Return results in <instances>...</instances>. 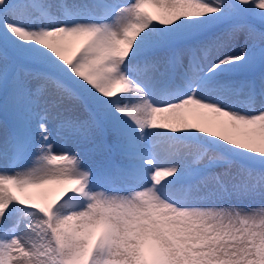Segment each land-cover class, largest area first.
<instances>
[{
    "label": "snow or ice",
    "instance_id": "snow-or-ice-1",
    "mask_svg": "<svg viewBox=\"0 0 264 264\" xmlns=\"http://www.w3.org/2000/svg\"><path fill=\"white\" fill-rule=\"evenodd\" d=\"M0 163V264H264V0H0Z\"/></svg>",
    "mask_w": 264,
    "mask_h": 264
},
{
    "label": "rangeland",
    "instance_id": "rangeland-1",
    "mask_svg": "<svg viewBox=\"0 0 264 264\" xmlns=\"http://www.w3.org/2000/svg\"><path fill=\"white\" fill-rule=\"evenodd\" d=\"M232 99L235 101H242L244 99V94H240L239 96H235L233 95ZM239 106V105H238ZM243 110V109H242ZM0 167H3L2 163H0ZM33 191H38V190H33ZM120 194H124V193H120ZM260 202L259 201H255V202H252V206L255 207L259 204Z\"/></svg>",
    "mask_w": 264,
    "mask_h": 264
},
{
    "label": "bare ground",
    "instance_id": "bare-ground-1",
    "mask_svg": "<svg viewBox=\"0 0 264 264\" xmlns=\"http://www.w3.org/2000/svg\"><path fill=\"white\" fill-rule=\"evenodd\" d=\"M236 101V100H235Z\"/></svg>",
    "mask_w": 264,
    "mask_h": 264
}]
</instances>
